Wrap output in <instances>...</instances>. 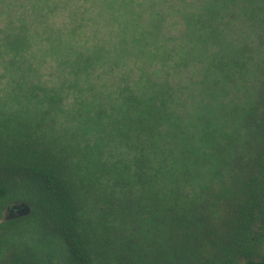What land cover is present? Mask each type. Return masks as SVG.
<instances>
[{"label": "trees", "instance_id": "1", "mask_svg": "<svg viewBox=\"0 0 264 264\" xmlns=\"http://www.w3.org/2000/svg\"><path fill=\"white\" fill-rule=\"evenodd\" d=\"M21 202L0 264H264V0H0Z\"/></svg>", "mask_w": 264, "mask_h": 264}, {"label": "rangeland", "instance_id": "2", "mask_svg": "<svg viewBox=\"0 0 264 264\" xmlns=\"http://www.w3.org/2000/svg\"><path fill=\"white\" fill-rule=\"evenodd\" d=\"M8 207H6L4 210H2L0 212V224L3 223V221L7 220L8 217ZM16 216H13L12 218H14ZM11 217H9L10 219ZM1 229V228H0ZM18 237L22 238V235H17V236H11L9 235V232L8 230H0V262L3 261V256L5 254V250L6 248L11 245V246H14V243L13 242L15 239H17ZM12 242V243H11ZM60 243L57 242V246L59 247ZM51 247H55V245H52L51 244ZM59 255H53V258H57V257H61L62 256V253L60 254L59 253V249L57 250Z\"/></svg>", "mask_w": 264, "mask_h": 264}, {"label": "water", "instance_id": "3", "mask_svg": "<svg viewBox=\"0 0 264 264\" xmlns=\"http://www.w3.org/2000/svg\"><path fill=\"white\" fill-rule=\"evenodd\" d=\"M10 210L13 211L12 214H8L7 217H13V216H20V215H24V214H28L29 213V207L24 203L21 202L19 204H16L14 206H12V208H9Z\"/></svg>", "mask_w": 264, "mask_h": 264}, {"label": "flooded vegetation", "instance_id": "4", "mask_svg": "<svg viewBox=\"0 0 264 264\" xmlns=\"http://www.w3.org/2000/svg\"><path fill=\"white\" fill-rule=\"evenodd\" d=\"M8 211H9V212H8V214H12V213H13V211H12V210H10V209H9Z\"/></svg>", "mask_w": 264, "mask_h": 264}]
</instances>
